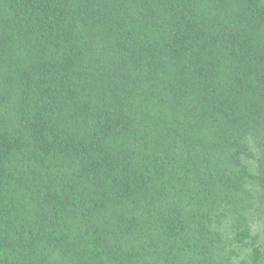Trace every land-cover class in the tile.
Masks as SVG:
<instances>
[{
	"label": "trees",
	"instance_id": "trees-1",
	"mask_svg": "<svg viewBox=\"0 0 264 264\" xmlns=\"http://www.w3.org/2000/svg\"><path fill=\"white\" fill-rule=\"evenodd\" d=\"M0 264H264V0H0Z\"/></svg>",
	"mask_w": 264,
	"mask_h": 264
}]
</instances>
